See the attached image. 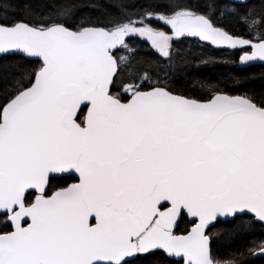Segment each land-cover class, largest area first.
<instances>
[{"label":"snow or ice","instance_id":"6c2138e0","mask_svg":"<svg viewBox=\"0 0 264 264\" xmlns=\"http://www.w3.org/2000/svg\"><path fill=\"white\" fill-rule=\"evenodd\" d=\"M255 64L264 0H0V264L264 261Z\"/></svg>","mask_w":264,"mask_h":264},{"label":"trees","instance_id":"16d2710c","mask_svg":"<svg viewBox=\"0 0 264 264\" xmlns=\"http://www.w3.org/2000/svg\"><path fill=\"white\" fill-rule=\"evenodd\" d=\"M206 2V0H201V3ZM207 2H211V0H207ZM237 29L239 31H243V28L240 25H237ZM176 47L179 48L182 51L185 52H191L194 55L203 54V56H214L220 59H223L225 63L218 64L214 67L206 68L204 69V72L208 75H220L223 74L227 76L231 72L237 71L236 67L231 65L230 61L233 58V53L231 52H225L220 51L212 47H202L199 45L198 41L190 39V38H181L177 44ZM248 72H254L257 75H259L264 69L261 68L260 65H253L250 68L247 69ZM259 81H257V84ZM71 182V181H69ZM259 236V232L257 233ZM256 264H264V261H257Z\"/></svg>","mask_w":264,"mask_h":264},{"label":"water","instance_id":"95a60500","mask_svg":"<svg viewBox=\"0 0 264 264\" xmlns=\"http://www.w3.org/2000/svg\"><path fill=\"white\" fill-rule=\"evenodd\" d=\"M193 39H196V38H193ZM197 40V39H196ZM213 48V47H212ZM255 65H257V64H255Z\"/></svg>","mask_w":264,"mask_h":264}]
</instances>
